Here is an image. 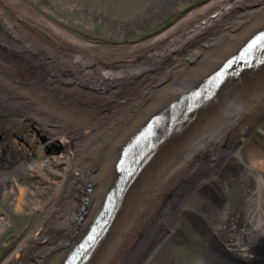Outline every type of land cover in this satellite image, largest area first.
Segmentation results:
<instances>
[{
	"label": "bare ground",
	"instance_id": "obj_1",
	"mask_svg": "<svg viewBox=\"0 0 264 264\" xmlns=\"http://www.w3.org/2000/svg\"><path fill=\"white\" fill-rule=\"evenodd\" d=\"M262 29L264 0H208L155 36L111 53L35 17L20 0H0V115L6 109L30 123L32 133L19 142L38 156L21 166L36 178L33 187L17 176L2 177L0 193L16 194L14 212L24 206L44 212L0 264H62L116 182L123 146ZM263 114L264 64L226 82L212 102L159 146L87 264H139L158 238L164 242L155 264H172L168 242L176 230L174 210L200 175H207L214 198L203 203L210 240L237 264H264V242L242 219L264 221V129L251 141L246 158L236 153L234 167L225 166ZM4 127L0 120V133ZM33 133L45 143L36 146ZM19 142L0 136V159L19 154ZM55 146L62 152L48 153ZM58 165L64 166L61 172ZM55 175L62 180L53 181ZM50 183L56 187L44 186ZM234 185L241 188L240 203L226 217L213 205L227 200ZM6 221L0 206V233Z\"/></svg>",
	"mask_w": 264,
	"mask_h": 264
},
{
	"label": "rangeland",
	"instance_id": "obj_2",
	"mask_svg": "<svg viewBox=\"0 0 264 264\" xmlns=\"http://www.w3.org/2000/svg\"><path fill=\"white\" fill-rule=\"evenodd\" d=\"M205 1L208 0H20L22 5L35 17L45 18L84 41L103 46L111 53L123 52L126 48L155 36L190 9ZM9 19L5 17L4 20L7 22ZM0 120L4 121L8 134L14 129L26 130L30 126L28 121H22L18 113H7L6 109L0 115ZM263 129L264 114L246 131L242 140L232 149L230 157L225 161L228 169L234 165L236 160H239L236 153L242 158L247 157L251 141L262 136ZM56 149L61 150L59 147ZM24 165L26 164H20L14 172L0 173V178L5 177L8 180L18 174L21 182L29 188L33 187L36 178L31 172L21 169L25 167ZM56 169L61 172L64 166L58 165ZM61 180V175L53 177V181ZM208 181L207 175H200L176 204L174 210L176 230L168 243L172 264H213L208 261L212 259L218 261L221 259L225 262L221 256L207 250L209 235L200 225L202 223L196 221L199 219H195V225H190V220L183 216V213L192 214L196 218H199V213L202 214H199L201 217L208 216L203 212V203L205 200H214L213 193L208 191L210 187L207 186ZM49 185L53 189L56 187L55 183L44 186ZM237 191L232 187L228 191L230 197L227 201L220 204L217 202L213 207L220 209L226 217H232L231 212H234L240 203L236 197ZM5 192V197L0 193V206L7 212V221L0 233V261L44 215L42 210H34V207L29 210L26 206L22 211L14 212L11 202L16 194ZM194 207H197V210H194ZM205 210L208 209L205 208ZM202 222H204L203 217ZM13 234H16V237ZM162 240L158 238L152 244L139 264L156 263L155 254L164 242ZM228 261L231 259L228 258Z\"/></svg>",
	"mask_w": 264,
	"mask_h": 264
}]
</instances>
